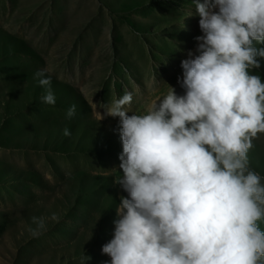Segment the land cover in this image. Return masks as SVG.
Returning a JSON list of instances; mask_svg holds the SVG:
<instances>
[{
    "label": "rangeland",
    "instance_id": "rangeland-1",
    "mask_svg": "<svg viewBox=\"0 0 264 264\" xmlns=\"http://www.w3.org/2000/svg\"><path fill=\"white\" fill-rule=\"evenodd\" d=\"M198 22L193 0H0V264L110 261L102 246L127 193L115 183L119 117L105 109L126 91L129 115L169 86L182 95ZM40 69L55 105L41 101ZM258 71L264 78V59ZM254 144L264 151V134ZM33 217L45 219L39 237Z\"/></svg>",
    "mask_w": 264,
    "mask_h": 264
},
{
    "label": "clouds",
    "instance_id": "clouds-1",
    "mask_svg": "<svg viewBox=\"0 0 264 264\" xmlns=\"http://www.w3.org/2000/svg\"><path fill=\"white\" fill-rule=\"evenodd\" d=\"M193 2L202 34L181 61L184 93L169 86L129 115L126 91L105 109L119 117L115 183L127 195L104 264H264V176L249 159L264 134V0ZM35 77L42 103L55 105L48 69ZM32 222L39 237L45 219Z\"/></svg>",
    "mask_w": 264,
    "mask_h": 264
},
{
    "label": "crops",
    "instance_id": "crops-1",
    "mask_svg": "<svg viewBox=\"0 0 264 264\" xmlns=\"http://www.w3.org/2000/svg\"><path fill=\"white\" fill-rule=\"evenodd\" d=\"M253 154L256 156H253V161L255 165H257L256 171L264 169V151H261L260 148L254 144ZM255 158L257 161H255ZM261 228L264 229V224H261Z\"/></svg>",
    "mask_w": 264,
    "mask_h": 264
},
{
    "label": "bare ground",
    "instance_id": "bare-ground-1",
    "mask_svg": "<svg viewBox=\"0 0 264 264\" xmlns=\"http://www.w3.org/2000/svg\"><path fill=\"white\" fill-rule=\"evenodd\" d=\"M136 65H140L142 67H145L146 66V62L144 60H142L141 62L136 63Z\"/></svg>",
    "mask_w": 264,
    "mask_h": 264
}]
</instances>
